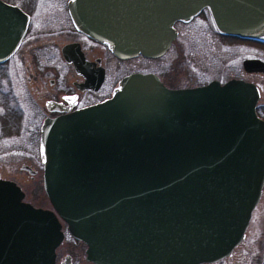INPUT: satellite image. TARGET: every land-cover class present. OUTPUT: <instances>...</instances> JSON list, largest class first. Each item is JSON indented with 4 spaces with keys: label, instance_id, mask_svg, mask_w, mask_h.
<instances>
[{
    "label": "water",
    "instance_id": "water-1",
    "mask_svg": "<svg viewBox=\"0 0 264 264\" xmlns=\"http://www.w3.org/2000/svg\"><path fill=\"white\" fill-rule=\"evenodd\" d=\"M211 10L223 33L264 40V0H73L80 30L120 57L162 56L174 23ZM27 16L0 0V61ZM256 63L245 61L246 69ZM257 88L232 79L180 90L125 77L99 104L48 118L44 189L54 210L0 179V264H56L70 233L96 264L217 262L243 242L264 188Z\"/></svg>",
    "mask_w": 264,
    "mask_h": 264
},
{
    "label": "flooded vegetation",
    "instance_id": "flooded-vegetation-1",
    "mask_svg": "<svg viewBox=\"0 0 264 264\" xmlns=\"http://www.w3.org/2000/svg\"><path fill=\"white\" fill-rule=\"evenodd\" d=\"M3 1L24 12L27 16V28L14 52L5 60L0 61V121H4L1 135L10 136L9 134L14 132L19 137L25 136L26 142L24 144L21 142L17 146L29 151L31 155L25 154L18 163L32 176L38 174L41 181H43L45 163L42 143L44 122L48 118H55L109 99L121 88V82L125 77L136 73L155 74L171 90L204 86L212 81H220L224 84L232 79H241L232 78L222 82L213 78L206 83L181 86L180 64L184 57L183 50L179 49L181 26L189 25L196 20H206L210 22L212 31L219 38L254 43L264 48V40H249L221 32L210 9L204 8L189 20L175 22L174 28L177 36L162 56L146 57L138 54L131 57H120L113 51L109 43L93 38L79 29L71 12L73 0L59 2L45 0L53 1L63 7L59 16L62 17V20L57 24L60 26L59 28L57 25H53L51 19L37 22L36 15L41 8L40 4L42 3L44 6V0ZM39 23L41 29H39ZM57 38L60 39L59 42L55 41ZM172 53L176 57L171 62L169 58ZM27 55H30V59L25 67L26 83H22L16 76V64L22 60L25 61ZM139 60H143L144 63L152 62L150 63L152 65L158 64L162 71L152 67H136ZM247 60H255L256 63L250 69H246L244 64ZM242 62L248 76L260 75V77H264L263 58L251 56L243 59ZM170 73L172 74L170 75ZM244 81L252 83L257 88L259 99L256 111L264 120L263 80L258 83ZM41 83L43 84L41 85ZM25 159L28 160V163ZM32 204L36 206L33 202ZM47 209H53V206L47 207ZM59 220L62 224L64 239L56 250V264H96L88 259V245L70 233L68 224L62 218ZM225 258L217 262L203 264L220 263Z\"/></svg>",
    "mask_w": 264,
    "mask_h": 264
},
{
    "label": "rangeland",
    "instance_id": "rangeland-1",
    "mask_svg": "<svg viewBox=\"0 0 264 264\" xmlns=\"http://www.w3.org/2000/svg\"><path fill=\"white\" fill-rule=\"evenodd\" d=\"M44 3V6L42 3L40 4L41 8L37 12V22L51 19L53 25L56 26L62 20V17L59 16L63 7L53 1L44 0ZM59 27L57 25V28ZM41 28L39 23V29ZM55 41L59 42L60 39L57 38ZM179 42V49L183 50L184 56L180 64L181 86H194L206 83L213 78L222 82L232 78H241L256 83L263 80L264 83V77H260V75L248 76L244 71L242 62L243 59L251 56L264 59V48L258 44L219 38L212 31L210 22L206 20H196L189 25L181 26ZM171 55L169 59L172 62L176 55L174 53ZM29 59L30 55H27L25 61L22 60L16 64V76L18 81L22 83H26L27 72L25 67ZM150 63L152 62L144 63L143 60H139L136 67H152L162 71L158 64L152 65ZM3 129L4 121H0V179L15 181L27 193L26 200L33 202L36 206L52 207L44 189V176L43 181H41L38 174L32 176L18 163L25 154L31 155L29 151L17 146L21 142L23 144L26 142L25 136L19 137L14 132L9 134L10 136L1 135ZM25 160L28 163V160ZM262 194L261 202L254 212L244 241L235 248L231 256L229 255L216 264H264V191Z\"/></svg>",
    "mask_w": 264,
    "mask_h": 264
}]
</instances>
